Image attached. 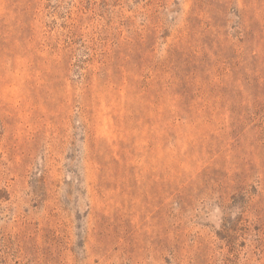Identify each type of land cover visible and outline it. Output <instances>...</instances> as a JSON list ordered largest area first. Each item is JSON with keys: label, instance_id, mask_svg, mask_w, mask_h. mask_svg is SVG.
<instances>
[{"label": "rangeland", "instance_id": "rangeland-1", "mask_svg": "<svg viewBox=\"0 0 264 264\" xmlns=\"http://www.w3.org/2000/svg\"><path fill=\"white\" fill-rule=\"evenodd\" d=\"M0 264H264V0H0Z\"/></svg>", "mask_w": 264, "mask_h": 264}]
</instances>
